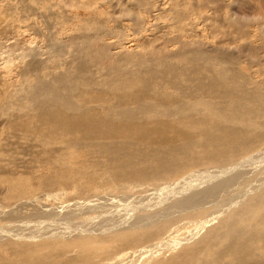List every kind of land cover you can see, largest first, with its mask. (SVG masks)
Returning <instances> with one entry per match:
<instances>
[{"label": "bare ground", "instance_id": "bare-ground-1", "mask_svg": "<svg viewBox=\"0 0 264 264\" xmlns=\"http://www.w3.org/2000/svg\"><path fill=\"white\" fill-rule=\"evenodd\" d=\"M100 29L101 32H107L105 28ZM78 53L81 54L82 62L78 64L77 56H74L66 73L55 74L51 70H45V67L43 71H46L49 77L43 78L45 73L41 75L42 62L38 58H32L22 66L19 74L21 81L17 89L6 84L2 85L0 187L4 190V199L10 201L13 197L16 200L18 195L26 198L31 195L37 196V193L42 192L43 189L59 184L61 179H65L67 185L74 179L79 180L80 185L85 189L93 179H98L100 183L106 180L107 183L114 184L119 192L118 195L124 187H129V191L133 193L139 186L146 185L148 188L150 185H157L155 181L160 178L177 179L187 167L208 166L209 169H200L187 178L182 177L172 183L174 187L178 185L177 189H179V192L174 191L178 192L179 198L174 200H177L175 204L170 205L175 208V212L190 211V206L199 210L208 209L224 199L225 206L221 207L222 209L219 207L220 211L216 208L218 213H224L227 207L235 206L244 199L248 200L251 197L252 201L235 209L233 213L235 216L230 217V221L220 220L221 222L215 223L208 231L202 233L206 220L210 216H216L208 215L209 217L203 220L205 224L201 221L195 234L189 238L201 239H197V242L184 249L180 246L185 240L168 244L164 248L175 250L172 253L164 250L167 251L165 256L171 258L166 259V262H159L158 258L152 263L264 264V254L254 257L252 255L256 246L264 247V222L253 226L247 224L253 216L260 215L264 210V176L261 175L258 180L253 179L255 184L251 188H244L241 193L232 195L234 188L229 191L238 184L239 180L243 181L244 175L248 172L246 169L251 170L252 167L257 171L264 168L262 165L264 164V88L251 81L248 72L246 75L232 68L234 63H229V59L218 61L212 57L199 55L195 51L171 56L178 57L179 61H175L181 65L174 69H172L174 64L162 66L164 63L160 60L157 62L145 60L142 64L136 59L137 64L126 57L115 58L109 55L104 57L107 67L103 69V62L96 59L95 54L88 53L84 49L77 51L75 55H79ZM166 58V64H169L170 56ZM183 62L184 64H181ZM85 63L91 65L85 67ZM93 67L101 68L104 73L97 74L92 70ZM94 73L99 76L98 79ZM70 76L73 83H70ZM82 81L85 82V86L90 87L88 92L78 91L76 85L84 88L80 84ZM250 85L254 86L250 87ZM170 88L175 91L171 92V89L167 92ZM26 102L29 107L26 106ZM128 105H138L140 111L131 112L127 110L130 109ZM121 108L130 111V113L124 112L129 117H125ZM28 133L35 135L43 146L44 144L66 145L62 148L76 149L77 158L83 157V160L71 161L69 166L61 158L56 159L57 163H51L53 173L49 174L46 168L42 175L43 182L38 187L35 186V182L41 181L40 178L34 180L30 176L22 175L9 177L6 175L4 165L6 162H12L5 157V153L13 148L11 141L8 142L9 137L12 134ZM36 160L43 161L42 158ZM220 164L226 165L219 166ZM258 165L260 168H256ZM196 178L200 179L196 180ZM125 182L131 185L121 186ZM101 185L93 184L94 188L87 191H98ZM24 190L27 192L24 193ZM260 190H262L259 193L261 196H258ZM131 196L134 197L133 194L130 198ZM115 197L108 196L104 199ZM259 198L261 199L257 200ZM37 200L36 198L35 201ZM23 203L34 205V201L30 203L27 199ZM158 207L159 205L149 211L152 214L142 220L141 223L147 225L146 228L151 226L149 225L151 222L146 223V221L153 216L162 217L164 213L171 212L168 210L163 212L164 207ZM37 211L34 215L46 211L48 215L61 212L54 209L39 210V207ZM8 215H11L10 211L4 214L9 218ZM213 217L209 220L210 223ZM119 220L116 223L125 224L123 222L125 219ZM163 220L165 224L159 226V229L157 227L144 232L147 233L146 238L158 236L172 222L164 218ZM242 223L244 224L240 227ZM31 224L33 223L28 225ZM135 224L130 223L128 227L139 228ZM45 226L43 224L41 227ZM228 226H232L230 231L222 232V229ZM213 239H216L217 243L213 242L211 245Z\"/></svg>", "mask_w": 264, "mask_h": 264}, {"label": "rangeland", "instance_id": "rangeland-1", "mask_svg": "<svg viewBox=\"0 0 264 264\" xmlns=\"http://www.w3.org/2000/svg\"><path fill=\"white\" fill-rule=\"evenodd\" d=\"M101 27L107 32H101ZM83 49L95 54V58L103 62V69L107 67L104 58L107 55L126 57L134 63H137V59L142 64L145 60H160L164 63L162 66L174 64V69L181 65L176 63L179 61L178 57L171 56L195 51L218 61L229 59V63H234L232 68L246 75L248 72L250 80L264 88V0H0V91L4 84L15 89L19 87L22 66L32 58H38L42 62L41 75L44 72L42 76L47 78L49 75L43 71L45 67V70H51L55 74L66 73L74 56H77L78 64L82 62L81 54L75 53ZM168 56L170 60L166 64ZM89 65L91 64L85 63V67ZM92 70L97 74L104 73L99 67H93ZM97 74L94 73V76L98 79ZM70 83H73L72 76ZM80 84L84 88L76 85L78 91H89L90 87L85 86L84 81ZM25 104L29 107L27 102ZM128 108L131 112L140 111L138 105H128ZM127 110L121 108L125 117H129L126 113L130 111ZM9 139L13 148L5 153V157L12 162L4 163L9 177L22 175L34 180L42 179L46 168L49 174L53 173L51 163H57L56 159L61 158L69 166L71 161L83 160V157L77 158L76 149L62 148L66 145L43 146L32 133L12 134ZM37 158H42L43 161L39 162ZM202 166L185 168L177 179L187 178L200 169H209L208 166ZM256 168H260L259 165ZM246 170L248 172L244 179L241 178L243 181L239 180L240 183L229 189L231 191L234 188L232 195L241 193L244 188H251L256 179L264 176V168L258 169V172L252 167V171L250 168ZM177 179L160 178L155 181L157 185H150L148 188L142 185L133 193L129 191V187H124L120 191L121 195H118L114 184L107 183L106 180H103L104 183H100L98 179L91 180L88 190L94 188L93 184H102L98 191L92 192L80 185L79 180L74 179L67 185L65 179H61L59 184L43 189L37 196L26 198L18 195L16 200L11 197L10 201L4 199V190L0 187V264H153L158 258L159 262H166L171 256H165V252L172 253L175 250H167L165 246L180 243V240H185L180 246L183 249L191 246L200 237L192 240L189 238L208 215L216 216H208L202 233L215 223L230 221L235 216L234 210L251 200L250 197L235 206L227 207L224 213L216 211V208L225 206L224 199L219 200L221 204L214 203L208 209L199 210L190 206V211L175 212V208L170 205L175 204L177 200H174L179 198L178 185L174 187L172 184ZM198 179L200 178H196ZM42 182L43 179L36 181L35 186L38 187ZM124 185L131 184L125 182L121 186ZM175 190L178 192H174ZM25 192L27 191L24 190ZM146 192L150 194L145 195ZM260 192L262 190L258 192V196H261ZM132 194L134 197L130 198ZM108 196H116L122 201H118L116 197L104 199ZM26 199L30 203L34 201V205L23 203ZM158 205V208L164 207L163 212H171L164 213L162 217L153 216L146 221L151 222L149 225L152 227L146 228L147 225H143L142 220L152 214L149 211ZM38 207L39 210L61 211V214L48 215L46 211L34 215L38 212ZM9 211L11 215L7 218L4 214ZM263 212L264 210L261 216H253L247 224L253 226L264 222ZM211 217L213 220L210 223ZM163 218L172 222L158 236L146 238L147 233L144 232L157 227L159 229V226L165 224ZM119 219H125V224L116 223ZM30 223L33 224L28 225ZM42 223L50 228L41 227ZM130 223H136L140 229L129 228ZM231 227H225L222 232H227ZM213 242L217 243L216 239L211 241V245ZM158 247L160 250H157ZM258 254H264V247L256 246L252 255L254 257Z\"/></svg>", "mask_w": 264, "mask_h": 264}]
</instances>
